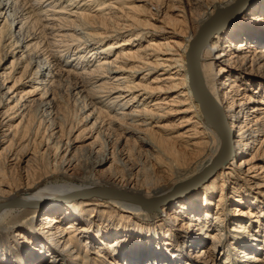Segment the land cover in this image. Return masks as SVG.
I'll return each instance as SVG.
<instances>
[{
  "label": "bare ground",
  "instance_id": "bare-ground-1",
  "mask_svg": "<svg viewBox=\"0 0 264 264\" xmlns=\"http://www.w3.org/2000/svg\"><path fill=\"white\" fill-rule=\"evenodd\" d=\"M15 1L27 20L41 3ZM68 1L82 3L69 25L100 43L89 50V58H98L96 70L86 78L64 69L63 55L50 45L42 55L58 81L65 77L69 88H83L77 94L87 92L92 100L82 108L94 102L93 110L81 117L84 127L72 140L76 125L65 115L47 125L43 111L38 119L25 112L24 98L38 86L21 89L17 99L7 96L27 85L32 58L17 74L18 60L3 68V82L12 85L0 93V264H264V231L249 224L255 217L264 227V0ZM7 22L0 47L14 56ZM24 33L26 49L36 54L47 34L34 43L33 33ZM6 36L11 42L4 45ZM61 42L68 45L66 37ZM87 55L80 53L79 63ZM45 81L40 95L55 93L56 80ZM96 98H105L104 107ZM112 104L130 110L112 117ZM134 133L136 154L116 148ZM89 134L93 144L86 149L98 155L94 171L112 175L59 184L67 143L75 146ZM143 158L154 168L152 186L140 185V175L150 180L147 171L140 174ZM118 181L137 193L159 190L161 201L106 191ZM236 214L248 221L232 219ZM192 250H199L194 257Z\"/></svg>",
  "mask_w": 264,
  "mask_h": 264
},
{
  "label": "rangeland",
  "instance_id": "rangeland-1",
  "mask_svg": "<svg viewBox=\"0 0 264 264\" xmlns=\"http://www.w3.org/2000/svg\"><path fill=\"white\" fill-rule=\"evenodd\" d=\"M36 1L39 2V0H36ZM53 1L54 0H47V1L46 0H40L41 3L36 2V11L33 12L32 17H30L31 19L28 18V20H27L26 17H28V15H29L26 12L27 10L23 11L22 8L18 6L19 3H16L15 0L14 1L13 0H0V3L4 2V4H7V6L4 9H3V7L0 6V10L2 9V11L0 12V29H1V27H3L6 24V20H8L7 23H9L11 26L10 27V34L13 36L12 41L17 43L15 45V47L13 48L14 49L13 50L14 56H11V54H10L12 52L11 50H8L7 48L4 49L2 46L0 47V50H2L1 55L3 56V59L0 63V93L7 94L8 93V87L12 85L11 81L10 82L6 81L5 83L3 82L4 81V79L2 77L3 68L10 69L13 60L14 59L18 60V62L21 64H20V67H18L17 71H15V74H17V73L21 72V68L25 65V62H27V60L29 62L30 58H32L31 59L32 60L31 66L29 67L28 73L26 74V77L24 80V83L27 85L21 86L22 88H20V90L16 91L17 93H12V91H10L9 94H7V96L10 95L11 98L17 99L16 94H18V92H21V89L38 86L39 89H38L37 94H34L33 96H31L29 98H27V97L24 98V101L26 100V102H27V105H26L27 110H25V112L28 113L29 111H32L33 113H35L36 119H38V116L41 114V112H39V111L40 110L43 111L44 115H45L44 123H46L47 125L52 124L53 122H56V123L59 122V120L64 117L63 115H65L68 122L76 125L75 130L70 135L71 136L70 138H72V140H73L74 135L77 136L79 134L78 130L81 129V127L82 128L84 127V122H81V120H80L81 117L85 113L89 114L92 112V110H93L92 106H94V102L92 103L93 105L92 104H89V106L87 105L86 109L82 108L83 107V101L85 99L88 101V103H90V101L92 99H90L89 97H85L87 95V92H85V91L78 93L79 95L77 94V92L83 88L76 89V90H74L73 88H69L68 87L69 82H67L68 80L65 77L63 80L58 81L59 78L57 75V70L56 71L54 70L55 66L53 67V69H51L52 67L51 66L48 67L47 63H45V58L42 55L44 53L43 48L50 45L49 48H47L48 50L51 49L52 51H59L60 54L63 55L62 60H61L62 61L61 64L63 65L64 69L67 70V69L72 68L73 70H76V72H79L81 75H85L86 78H91L94 71L96 70V67H97L96 61L98 58H95L94 56L89 58L90 54L92 53V52H89V50L96 48L97 46H99L100 43H97V39H92L91 37L88 38V36H85L84 35V33L86 32L85 29H82L81 27L69 25V21L75 19L74 16H70V15H72L71 13L76 11L77 7H81L82 3H80V5H77V4L70 5L69 4L70 2L68 0H55V2H53ZM180 2L176 3V5H179V6L182 5ZM29 4L26 6L27 7L26 9H28ZM76 5H77V7H76ZM53 7H56L55 10L64 11V13H55V11H53ZM62 8H66V10L62 9ZM78 28H80V30ZM25 30L28 31L30 34L33 33L31 35L32 36L31 38L35 39L34 43H36V41H38L37 36L41 37L42 33L47 34L46 35L47 39L43 38L42 39L43 41H41V43L39 45V48H41V50H39L36 54H35V51L29 52L28 49H26L27 48L26 44H27L28 40L24 39L25 38L24 37ZM72 36H78V37H80V39L79 40L77 39L78 41L72 40L73 39ZM8 37L9 36H6L5 41L3 40L4 45H6L7 43L9 44L11 42V41L6 42L8 40ZM63 37H66V39H68V43H67L68 45H66L67 47L64 46L65 42H61ZM81 40H82V42H81ZM49 43H52V44H49ZM135 43L137 44L138 42L136 41ZM78 44H82V46L75 48ZM86 46H87V49H85ZM79 49H81V50H79ZM80 53L88 54L87 55L88 58H86L84 60V62L81 61L79 63ZM173 72H175V71H173ZM41 73H44V76L40 77L41 79H43V82H46L45 80H49V79L52 80L53 78H54V80H56L55 85L57 87H56L55 93L53 92V94L50 95V92H48V93H46V95L45 94L43 96L40 95L41 92L44 90V83L41 82L40 80H38V82L33 81V80L36 77L39 78ZM58 82H60V83H58ZM67 83H68V86H67ZM66 88H68V89H66ZM89 88H91V86L87 87L86 90H89ZM10 93H12V94H10ZM55 94H56V97L59 99L58 102H57V100L53 99V98H55ZM100 95H103V94H100ZM102 101H105V98L104 99L103 98L102 99L96 98L95 99V102L97 103L96 106L97 107H101V106L104 107L103 103H100ZM22 103H23V99H22ZM121 106L112 104V108H108L110 110V114L112 117H115L117 115V113H121L122 110H125V111L130 110L127 107H125V109H121ZM128 135H129L128 137L131 138V140H129L127 143L126 139L123 140L122 138H120L117 141L116 148H118L120 150L132 149V152L134 154H136L135 151H136L137 147L135 148V144L133 142V140H134L133 135L137 136L139 134L134 133V134H128ZM90 136H92V135L89 134L87 136V140H83L84 142L79 141L75 144V146H73L72 142H68V143H67V141L65 142L68 144V147L67 146L65 147L67 150L62 155L63 156V159H62L63 170H62V174L60 175V177H57L58 178L57 181L59 184L61 182H65L68 180H71V181L75 180V182L77 181V182H82V183H93V182H96L99 180L105 182V181H108L107 179H109V177L112 175L111 173H102V172H95L94 171L95 169H97V167L94 165V162L97 160L98 155L91 154V152H89L90 147H88L86 149V147L88 145L93 144V140L91 138L89 139ZM81 142H83V143H81ZM100 144H102V142H100ZM112 151L113 150L111 148H109V146H107V154L110 153V157L113 158ZM53 154H55V152L52 151V156H53ZM52 158H54V156ZM77 158H79V160H80L79 165L76 167L75 170H70L71 164L74 163V160ZM117 158H118V156H117ZM69 161H71L70 164H69ZM110 162H108L105 165L104 171H107L110 168V165H111ZM53 163H55L54 160H53ZM140 163H141V165L139 166V168H141V166H142V168L140 169V172H141L140 174H143L146 171H147V173L150 174L149 175L150 180H147V181H145V177H143V175H140L142 177V179H140L141 183L139 182L140 185H142L143 182L144 183L148 182L152 186V184H155V178L154 177H156V176L154 174L155 172H154V168H153L151 160L147 159V158H143L142 160H140ZM121 164H122V166L125 165V164H123V162H121ZM124 167H121L122 175H125V178H128L129 174H130L129 166L126 165V167H125L126 169ZM144 169H145V171H144ZM135 172H136V170L134 171V173ZM134 189H136V187H134ZM128 190H132V188L130 189V187H128V186L126 187V184L123 181L119 184V187L116 186V187L111 188V189L106 190V191L107 192L109 191V193H112V192L115 193L116 192L120 196H126L125 199H128V200H137L138 198L139 199L141 198V199H149L151 201H156V202L161 201V199H159L160 194H158L159 190L153 191V192L151 191L150 193L147 191H142V193H137V192L128 191ZM124 194H126V195H124ZM233 218H234V220L243 219L244 222L248 221V218L245 214H239V215L236 214V215H234V217H232V219ZM255 221H256L255 217H252L249 224L252 222L251 224H252L253 229L255 231L262 230L261 234H263L264 227L263 228L261 226L257 227L258 224H256ZM233 223H234V221H233ZM222 243L225 244L226 240L224 239L222 241ZM216 250L218 251V249H216ZM216 250H215V252H217ZM197 251H199V250H192L190 252L189 251H187V252L189 253L190 257H194ZM259 251L261 253L264 252L263 250H259ZM218 252H219L220 257H223L222 256V250L219 249ZM223 261H224V259H223ZM253 263H256V262H253ZM253 263H251V264H253ZM218 264H220V263H218Z\"/></svg>",
  "mask_w": 264,
  "mask_h": 264
}]
</instances>
